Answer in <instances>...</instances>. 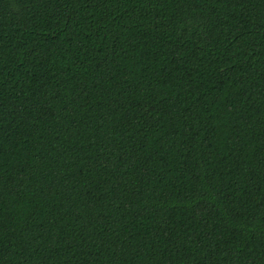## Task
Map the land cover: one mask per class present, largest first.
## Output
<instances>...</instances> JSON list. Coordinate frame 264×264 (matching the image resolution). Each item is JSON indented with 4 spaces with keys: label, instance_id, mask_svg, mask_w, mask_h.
I'll return each mask as SVG.
<instances>
[{
    "label": "trees",
    "instance_id": "trees-1",
    "mask_svg": "<svg viewBox=\"0 0 264 264\" xmlns=\"http://www.w3.org/2000/svg\"><path fill=\"white\" fill-rule=\"evenodd\" d=\"M0 264H264V0H0Z\"/></svg>",
    "mask_w": 264,
    "mask_h": 264
}]
</instances>
